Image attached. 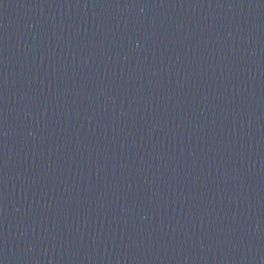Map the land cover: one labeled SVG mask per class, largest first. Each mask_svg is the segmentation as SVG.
I'll return each mask as SVG.
<instances>
[{"label": "water", "instance_id": "1", "mask_svg": "<svg viewBox=\"0 0 264 264\" xmlns=\"http://www.w3.org/2000/svg\"><path fill=\"white\" fill-rule=\"evenodd\" d=\"M0 264H264V0H0Z\"/></svg>", "mask_w": 264, "mask_h": 264}]
</instances>
